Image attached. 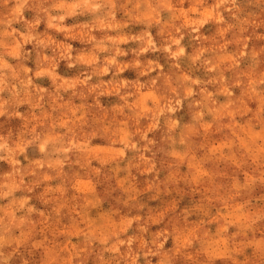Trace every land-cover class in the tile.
Masks as SVG:
<instances>
[{"label":"rangeland","instance_id":"obj_1","mask_svg":"<svg viewBox=\"0 0 264 264\" xmlns=\"http://www.w3.org/2000/svg\"><path fill=\"white\" fill-rule=\"evenodd\" d=\"M42 6L0 0L6 264L258 259L264 0H116L110 21Z\"/></svg>","mask_w":264,"mask_h":264},{"label":"clouds","instance_id":"obj_2","mask_svg":"<svg viewBox=\"0 0 264 264\" xmlns=\"http://www.w3.org/2000/svg\"><path fill=\"white\" fill-rule=\"evenodd\" d=\"M162 0H152V3H155L156 7H160ZM116 0H42V12L46 16H50V20H56V21H63L65 20L66 16H71V17H76L77 14L75 12L76 9H79L80 12H88L91 13L92 16L98 20H103V21H110L114 19L115 17V5ZM221 4H235V0H220ZM71 10V11H70ZM143 10V9H141ZM156 9L154 8L153 11ZM56 12V15H50L53 12ZM60 12H63V14H60ZM157 16H159V12L156 13ZM37 24L40 23V20L36 21ZM178 31V29H177ZM129 41L134 42L137 37L135 36H129L127 37ZM172 43L179 44V40H173ZM149 46L155 50V44L149 40L148 41ZM147 48L141 47L139 50L132 49L131 51L134 53V55L139 56L142 52L147 51ZM107 51V49H105ZM183 49L180 50L179 53H176L175 55L179 57L181 54H183ZM119 54L123 55L124 53L120 52ZM76 64L74 63H69V67H74ZM150 70V69H149ZM105 72L108 71L107 68L104 70ZM88 77H86L87 79ZM152 85L155 86V81H152ZM3 89H0L2 91ZM153 91H157L156 87H153ZM159 94L162 97L167 96V89L160 91ZM175 100V105L178 107L180 105V99L177 97H173ZM6 103V102H5ZM163 104H168L170 103L168 100L164 99L162 100ZM3 105L0 104V115H3ZM176 110L175 107H167L164 109L165 112L171 113ZM168 135H172V133H168ZM0 139H3V137H0ZM129 141H131V137H129ZM126 147H130L132 149H135L137 145L135 143H129L126 145ZM247 196V191L245 190L242 198ZM249 203L253 205L255 208L260 209L261 207V202L259 200H250ZM4 240V236L0 235V241ZM130 243V241H129ZM190 244L194 243L193 241H189ZM105 249L109 248L110 245L105 241L104 243ZM160 247H163V244L160 243ZM3 248V244L0 243V249ZM194 251L195 249L192 248L190 249ZM119 251L118 248H112L113 253H117ZM251 255V254H250ZM258 259H252L251 264H264V251H261L260 253L257 254ZM0 258H4L5 264H6V258H5V253L3 250H0Z\"/></svg>","mask_w":264,"mask_h":264}]
</instances>
